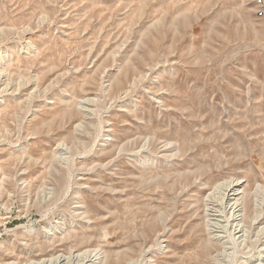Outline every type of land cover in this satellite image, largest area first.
<instances>
[{"label": "rangeland", "instance_id": "obj_1", "mask_svg": "<svg viewBox=\"0 0 264 264\" xmlns=\"http://www.w3.org/2000/svg\"><path fill=\"white\" fill-rule=\"evenodd\" d=\"M0 165V264H251L264 18L252 0H0ZM235 178L263 203L226 248L206 199Z\"/></svg>", "mask_w": 264, "mask_h": 264}, {"label": "bare ground", "instance_id": "obj_2", "mask_svg": "<svg viewBox=\"0 0 264 264\" xmlns=\"http://www.w3.org/2000/svg\"><path fill=\"white\" fill-rule=\"evenodd\" d=\"M252 2L254 4V14L256 17L264 18V0L258 1V5H256L255 0H252ZM87 100L88 99L81 101L84 111L91 110L90 103ZM244 183L245 181L241 178L232 179V181L228 182L225 187L221 183L218 188L224 187L222 199H217V197L212 194H209L206 199V209L209 215V231H207L212 239L214 238L226 248L228 247L227 245L231 243V240L228 239L229 236L227 231V226L230 222L233 225V233L236 238L243 239L246 232V222L256 220L260 216V210H258V208L263 203V199L259 200L258 194L248 193ZM225 213H229V218L226 217ZM75 252L72 257L81 262V264L99 263L97 262L100 258L97 249H89L85 251L77 250ZM233 253L234 251L229 253L228 257H231ZM219 255H224V253ZM59 258L63 260L66 259L67 262L70 257L61 254L59 255ZM218 259L222 260L223 257H219ZM48 260L50 259H43L41 261L44 262ZM250 263L264 264V241L261 243L259 254L251 258ZM9 264H14V262H9ZM130 264H133V261L130 262ZM215 264L218 263L215 262Z\"/></svg>", "mask_w": 264, "mask_h": 264}, {"label": "built area", "instance_id": "obj_3", "mask_svg": "<svg viewBox=\"0 0 264 264\" xmlns=\"http://www.w3.org/2000/svg\"><path fill=\"white\" fill-rule=\"evenodd\" d=\"M256 1V5H258V1H260V0H255ZM264 13V12H263Z\"/></svg>", "mask_w": 264, "mask_h": 264}]
</instances>
